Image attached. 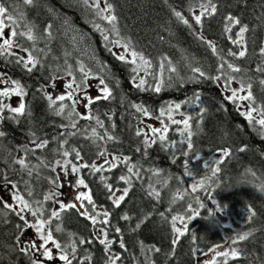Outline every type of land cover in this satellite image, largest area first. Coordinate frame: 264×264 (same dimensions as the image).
Listing matches in <instances>:
<instances>
[{
    "label": "trees",
    "instance_id": "obj_1",
    "mask_svg": "<svg viewBox=\"0 0 264 264\" xmlns=\"http://www.w3.org/2000/svg\"><path fill=\"white\" fill-rule=\"evenodd\" d=\"M3 2L10 9L13 4L17 5L18 10L24 13L26 20L36 26L35 30L38 36H42L46 26L52 24L54 38L50 41L43 38L37 41L36 47L43 48L48 52L46 57L43 53H35L44 60L46 67L41 71H34L31 75L26 74L19 66L11 67L14 64L7 63L1 58L3 72L27 86L28 95L25 97V101L32 110L31 124L25 118H21L20 124L7 120L10 123L5 127L7 139L0 142V145L4 146L3 154L7 153V155L2 157V160L7 158L10 161L11 157L8 156V151H13L28 142L27 132L30 128L41 138L52 141L49 144L50 149L58 147V142L53 141L52 138L58 136L62 131H66L59 125L65 124L67 121L50 113L47 101L41 96L38 89L47 84L51 69L58 64L63 65L65 52L69 53L68 63L75 66L77 61H81L86 66L92 65L93 69L98 71L91 59L95 56L97 61H102L107 66L110 76L115 77V80L109 78L107 82L114 89L116 99L110 103L101 102L93 106L98 108V114L106 125L109 124V121L104 113L109 111L115 113L113 117L117 125L115 134L120 137L121 143H109L108 149L111 152L131 156L133 162H139L143 166L141 180L134 179V187L121 207L111 206L109 208L107 204V209L112 212L111 223L122 229L126 244V250L120 249L118 243L113 245V252L122 256V260L118 264H206V261L212 256L211 249L217 245L222 251H227L230 247H238L245 253L240 259H230L229 264H264V193L256 187L264 185V139L258 135L259 126H256V130H254L253 126L239 114L243 110L237 109L235 105L224 100L223 97L228 93H225L222 87L212 81L185 82L182 86L176 83L172 88H168L160 94L139 92L130 82L129 69L110 54L105 48V43L99 32L93 30L92 21L102 22L97 20L77 0H35L31 6L25 5L23 0H3ZM113 2L116 5V14L119 17L122 35L131 37L138 50L143 51L154 61L161 56H167L177 67L179 74L185 78L193 74L189 65L201 67L203 70L215 74L218 63L216 57L196 39L186 26L179 24L170 11V6H177V10H182L183 14L190 19L191 15L187 8L189 3H195V0H168L167 4L164 0H113ZM215 2L218 4V14L205 21L204 35L226 51L232 45L223 34V17L233 14L240 17L243 23L249 25L250 32L246 34L249 55L241 60H233V62L249 70V75L254 78L253 94L258 102L264 101V91H261L259 84V79L264 76L254 71L256 64L260 61L259 48L264 45V26H262L264 17H261V13L264 12V0H215ZM49 8L54 11L50 13ZM65 20H68L70 24L65 25ZM79 34H83L85 37L83 42H79ZM74 35L78 38L76 43H73ZM21 42L25 47H31L30 42L26 40ZM53 57L56 59L54 60ZM228 59L232 60L233 58L229 57ZM168 75L169 73L166 71L165 77ZM91 85V93L95 95L96 88L93 84ZM233 86H237V84L233 83ZM194 91L202 94L201 100L208 111L201 124L203 131L193 137L194 149L192 152L187 157L177 153L175 164L172 163L171 151L165 152L160 149L159 145H155L149 150L150 155L147 158H144L142 153H136L135 148L138 146L139 140L134 133L136 127L140 126L137 118L139 114L129 107V101L144 104L156 110L160 105L167 104L169 101L182 102L191 97ZM122 96L127 97L123 103H121ZM221 104L224 105V108H221ZM245 104L247 102H244ZM79 111L83 112L84 109H79ZM181 111L194 114L197 109L182 106ZM175 118L182 119L183 117L176 115ZM197 123L196 120L192 121L194 131H198L195 127ZM78 126L88 128L90 135L91 127H89L88 121L81 120ZM97 130L103 131L99 128ZM169 138L179 139L178 133L170 130ZM60 139H64V137L61 136ZM69 144L80 148L86 160L91 161L96 158V147L80 133L75 137H69ZM241 147H244L246 151L239 152ZM224 148L231 150L232 157L221 166L220 176L225 179L251 168L255 173L254 176L258 178L255 184L232 192H223L222 189L216 188L215 181H213L211 186L206 182L205 188L192 191V185L197 180L204 178L205 175H210L205 169V164L211 165L218 158L220 150ZM37 155L47 156L49 160L53 158L50 151L49 155L47 152H37ZM197 155L200 157L199 160L196 159ZM185 160L188 161L189 168L193 172L192 177L184 175ZM35 163H38L36 159L33 164ZM151 167L162 169L161 175L153 176L151 172L147 171ZM15 168H19V166ZM2 169L12 179H20L19 175L10 170L7 163ZM124 171L126 170L121 166L111 172L114 176V183ZM40 172L41 178L32 182L38 196L49 187L43 177L52 175L47 169H41ZM105 175L111 176L108 173ZM24 178L27 179V176L25 175ZM85 179L89 182L97 204L108 200L106 195H101L102 185L96 177L86 175ZM165 180H167L166 186ZM150 183L160 191L159 201L148 196L146 190ZM117 186L124 187L122 183H118ZM7 187L4 186L3 189ZM21 189H23L22 184ZM178 190L186 194L182 199H177L173 203V197ZM105 193L107 194V192ZM210 197L214 198L221 206L222 212H216V206L211 202ZM197 199L206 205L205 209L198 207ZM189 205L199 212L198 216L189 211ZM46 207L50 210L51 203ZM249 207L257 213L251 221L247 220ZM5 211L7 210L5 209ZM210 212L215 215L209 217ZM124 213L132 217L131 221L120 219ZM161 213L167 219L162 218ZM62 215V227L65 229V233H54L61 243L68 240L67 232L76 233L84 238H92L88 224L86 228L84 219L75 211H69ZM145 215L148 216V219L138 231H133L136 222ZM172 215L184 216L186 221H188V217H192L188 221V234L179 238L178 245L172 244L174 238L170 226ZM206 217L209 218L206 219ZM7 221L4 222L3 219H0V264H30L29 257L19 251L20 244L18 245L16 242L17 229L15 225L20 221L14 214H9ZM53 223L55 224L57 221H53ZM249 230L255 231L248 240L237 245L231 244L229 237L235 236L238 232ZM192 234L197 237L195 243L191 240ZM110 239L118 241L119 234L114 231L110 232ZM141 241L146 246L144 251L140 247ZM147 246L158 247L161 251L159 253L147 252ZM173 249L174 255H169ZM85 250L91 252L92 264H105L103 246L98 242L80 246L77 252L78 259L85 255ZM217 259L223 261L224 258ZM85 262L88 261L85 260ZM46 264L56 263L48 262ZM73 264H77V261H74Z\"/></svg>",
    "mask_w": 264,
    "mask_h": 264
},
{
    "label": "snow or ice",
    "instance_id": "obj_2",
    "mask_svg": "<svg viewBox=\"0 0 264 264\" xmlns=\"http://www.w3.org/2000/svg\"><path fill=\"white\" fill-rule=\"evenodd\" d=\"M34 2L35 0H23V3L29 6L33 5ZM77 2L90 11L97 20L102 22L92 21L93 30L99 32L105 43V48L110 54L114 55L117 61L129 69L130 82L137 91L160 94L162 91L172 88L176 83L182 86L185 82L201 83L203 81H212L222 87L225 93H229L223 98L235 105L237 109L240 108L242 102H247L244 105L246 110L240 111L239 114L253 126L254 130H256V126H259L258 135L261 139H264V101L258 102L253 94L254 78L249 75V70L233 62V60H241L249 55L246 34L250 32V28L248 24L243 23L240 17L233 14H227L223 17V34L232 45L225 51L219 48L214 41L208 39L203 32L205 21L218 14V4L215 0H195V3H189L187 11L191 15L190 19L183 14L182 10H177V6H170V11L175 20L179 24L186 26L196 39L211 51L218 61L215 74L211 71H205L201 67L189 65L193 74L185 78L179 74L177 67L173 65L172 60L167 56H161L154 61L143 51L137 49L131 37L122 35L119 27V17L116 14V5L113 0H77ZM164 2L167 4L168 0H164ZM53 11V9L49 8L50 13ZM261 17H264V12L261 13ZM64 23L65 25L70 24L68 20H65ZM52 28L53 25L48 24L42 36H38L35 30L36 26L26 20L24 13L18 10L17 5L13 4L10 9L3 0H0V58L7 63L21 67L29 75L34 71L43 70L46 67L44 60L35 53H43L46 57L48 52L43 48L38 49L36 44L42 38L49 41L52 40L54 38ZM6 29L9 30L7 35L5 34ZM72 39L73 43H76L78 38L74 35ZM22 40L30 42L31 47H25L21 42ZM84 40L83 34H79V42ZM46 47L48 46L46 45ZM116 48L121 49V51L115 52L114 49ZM20 53L24 54L21 55ZM68 55L69 53L65 52L63 65L58 64L51 69L47 84L38 89L41 96L47 101V108L50 113L67 121V123L59 125L66 131H62L58 136L52 138L53 141L58 142V147L49 149L53 157L51 160L47 156L37 155V152L43 153L45 149H48L52 141L47 138H41L31 128L27 132L28 142L18 146L16 149L20 154L13 156L12 152L8 151V156L11 157V160L9 161L5 158L4 162L9 165L12 172L20 176V179L14 180L0 170V189L4 186H9L11 194V202L4 200L0 196V205H2L0 207V219L8 222L7 217L9 214H14L18 218L20 223L15 225L18 245L26 230L34 231L36 239L19 247V251L29 257L30 264H46V262L54 260H59L62 264H73L74 261H77V264H84L86 260L88 264H92L93 256L90 251L85 250V255L79 259L77 252L80 246L90 245L95 242L103 246L105 264H118L122 260V256L113 252V245L118 243L120 249L126 250L122 229L111 223L112 212L97 204L85 176L96 177L106 190L107 198L111 205L114 208H120L134 187V179L141 180V169L143 166L139 162H133L131 156L109 151V143H121L120 137L115 134L117 128L113 120L115 113L111 111L104 113L109 121V124L106 125L98 114V108L93 107L101 102L110 103L116 99L114 89L107 82L109 78L115 80V77L110 76L107 66L102 61H97L95 56L91 57V59L98 71H95L92 65L86 66L81 61H77L75 66L68 63ZM258 55L260 61L256 64L254 71L264 76V45L260 46ZM229 57L233 59L230 60L228 59ZM53 59L55 60L56 58L53 57ZM166 71L169 73L167 77H165ZM90 79L96 81L95 95L91 93L92 85L89 84ZM57 82H63V91H56ZM233 83L237 84L236 88L232 87ZM116 84L119 86L118 81H116ZM259 84L261 85V91H264V78L259 79ZM0 85H4L3 88H0V125L5 120L20 124L22 122L21 118L28 119L29 124H31L32 110L25 101V97L28 95L27 86L20 80L10 78L6 72H0ZM49 88L53 89V91H48ZM201 95L200 92L194 91L191 97L186 98L182 102L169 101L167 104L160 105L156 110L144 104L129 101V107L139 114L137 118L140 126L136 127L134 133L139 140V144L135 148V152L142 153V156L147 158L150 155L149 150L153 146L159 145L161 150L165 152L171 151L173 164L176 163L177 153L187 157L194 149L193 137L203 131L201 124L205 119V113L208 111L203 105ZM12 96L19 97V103L15 107L6 102ZM125 99L127 97L122 96L121 103ZM182 106L194 108L197 111L194 114L187 113L181 111ZM80 107L84 109L83 112L78 110ZM221 108H224L223 104H221ZM6 112L8 115H5ZM176 115L183 118L176 119ZM143 118H147L149 121H158L159 127L153 126L151 123H145ZM81 120L89 122V127H91L90 135L88 134V128L78 126ZM194 120L198 121L195 126L198 131L193 130L192 121ZM173 126L176 127L174 128ZM98 128L103 131H98ZM170 130L178 133L179 139H170ZM78 133L96 147L95 159L86 160L80 148L69 144V137H75ZM6 136L7 132L0 127V142ZM61 136L64 139H60ZM238 151L243 153L246 149L241 147ZM29 156L35 157L38 163L33 164ZM231 157V150L227 148L221 149L218 158L211 165L205 164V169L210 175H205L204 178L197 180L192 185V191H196L198 188H205L206 182L211 186L213 181H223L224 178L220 176L221 166ZM196 159L199 160L200 157L197 155ZM15 165H19V168H15ZM121 166L126 171L116 178V183L110 182L112 177L104 173H111ZM41 169H47L52 175L43 177L49 187L38 196L32 179L34 176L36 180L41 178ZM147 171L156 177H159L162 173V169L154 167L147 169ZM247 171L249 174L255 175L251 168L247 169ZM97 174L99 175L97 176ZM25 175L27 179L24 178ZM61 175L65 178L73 176L75 179L73 181H68L67 179L61 181ZM184 175L193 176L187 160L184 162ZM118 183H122L124 187H118ZM21 184L23 189H21ZM164 184L166 186L167 180L164 181ZM66 185L73 190L72 199L67 203L61 199L65 195L61 189ZM256 187L264 193V185ZM146 191L148 196L156 201L160 200V191L151 183ZM185 194L178 190L173 197V203L177 199H182ZM210 199L216 206V212H222L221 206L214 198L210 197ZM49 203L57 204L58 208L49 210L46 207ZM196 203L200 209H205L206 205L199 199L196 200ZM69 211H75L83 219L90 222L93 227L92 238H84L76 233L67 232L68 240L64 243L59 241V238L54 233H65V229L62 227V214ZM189 211L194 212L197 216L199 215V212L192 209L190 205ZM247 213L248 221H251L257 215L251 207L247 209ZM160 215L162 218L167 219L163 213ZM214 215L215 213L213 212L209 213V217ZM120 219L131 221L132 217L124 213ZM146 219H148V216H143L136 222L132 230L138 231ZM191 219L192 217H188V221ZM53 221H57V223L54 224ZM188 221L181 215L171 216L170 226L172 233H174L173 245H178L179 238L188 234ZM178 224L181 226H177ZM112 231L119 234L118 241L110 239V232ZM254 231L238 232L235 236L229 237V240L232 245H237L248 240L254 234ZM196 239V235L192 234L191 240L193 243L196 242ZM140 247L142 251L145 250L146 246L142 241L140 242ZM160 251L161 249L158 247L147 246V252L159 253ZM193 251L195 252V249ZM211 253L212 256L206 261V264H229L230 259H240L245 255L238 247H230L229 250L222 251L219 245L213 247ZM169 255H174V249ZM219 257H223V261L218 260L217 258Z\"/></svg>",
    "mask_w": 264,
    "mask_h": 264
},
{
    "label": "flooded vegetation",
    "instance_id": "obj_3",
    "mask_svg": "<svg viewBox=\"0 0 264 264\" xmlns=\"http://www.w3.org/2000/svg\"><path fill=\"white\" fill-rule=\"evenodd\" d=\"M8 31H5V34L7 35ZM21 55H23L24 53H20ZM1 63H2V59L0 58V72H3V66H1ZM16 65H12L11 67H15ZM7 103H9L8 101H6ZM5 115H8V113L6 112ZM7 125H10V123L5 120L3 122L2 125H0V127L3 128V130L5 131V127ZM7 137L3 138V140H6ZM17 148H15L12 152L13 156L15 155H19L20 153H18L16 151ZM49 149L50 147L48 146V149H45L44 152H47V155H49ZM3 150H4V146L3 145H0V170L4 167V165H6V163L2 160V157H4L5 155H7V153L3 154ZM29 159L31 160L32 163L35 162V157L33 156H29ZM8 165V164H7ZM9 166V165H8ZM19 165H15L14 167H18ZM3 170V169H2ZM107 173V172H106ZM105 174V173H104ZM108 174H111V177H112V181L110 182H113V179H114V176L112 175V173H108ZM35 180V177H33L32 179V182H34ZM114 183V182H113ZM67 188L69 189H72L70 186H67ZM69 192V191H68ZM105 189L103 188V186H101V194L102 195H106L108 196V194L105 193ZM71 195V194H70ZM0 196L3 197L4 200H7L9 202H11V194H10V190H9V186L6 188V189H0ZM107 204L109 206V208L112 206L111 205V202L109 200H105L104 202H101L98 204L100 206H102L103 208H106L107 209ZM50 210H51V207H50ZM85 224H86V228H87V224H88V229L91 231V234L93 232V227L91 226L90 222L85 220L83 221ZM36 237L30 232V229L26 230L25 231V234L21 237V241H20V246L21 245H25L27 244L29 241H33L35 240Z\"/></svg>",
    "mask_w": 264,
    "mask_h": 264
},
{
    "label": "rangeland",
    "instance_id": "obj_4",
    "mask_svg": "<svg viewBox=\"0 0 264 264\" xmlns=\"http://www.w3.org/2000/svg\"><path fill=\"white\" fill-rule=\"evenodd\" d=\"M5 31H9L8 29H6ZM116 52H120L121 51V49H119V48H116V49H114ZM89 84H93L94 86L96 85V81L95 80H89ZM63 84H62V82H57V89H56V91L57 92H59L60 90H62L63 91V86H62ZM4 87V85H0V88H3ZM232 87L233 88H236L237 86H233L232 85ZM48 91H53V89H51V88H49V90ZM229 94V93H228ZM6 101H8L9 102V104H11L13 107H15V106H17L18 105V103H19V97H16V96H12L10 99H8V100H6ZM79 109H83L82 107H80ZM78 109V110H79ZM240 109L241 110H243L244 111V102H242L241 103V105H240ZM144 120H145V123H151V124H153V126H157V127H159V123L157 122V121H155V120H151V121H149L147 118H143ZM60 179H61V181H65L66 179L68 180V181H73L74 179H75V177H73V176H69V177H67V178H65L63 175H61V177H60ZM81 190H83V189H81ZM61 191L62 192H64L65 193V195L63 196V197H61V199L62 200H64V202H69L71 199H72V193H73V190L72 189H69V188H67V185L63 188V189H61ZM69 191V192H68ZM71 194V195H70ZM102 195V194H101ZM103 196V195H102ZM52 208H58V205L57 204H52L51 203V209ZM177 226H181V225H177ZM30 232L34 235V231L33 230H30ZM35 236V235H34ZM49 247H51V245H49ZM58 255V254H57ZM56 263V264H61V261H59V260H54V261H52V262H50V263ZM46 263H48V262H46ZM88 263V262H87ZM86 262H84V264H87Z\"/></svg>",
    "mask_w": 264,
    "mask_h": 264
},
{
    "label": "clouds",
    "instance_id": "obj_5",
    "mask_svg": "<svg viewBox=\"0 0 264 264\" xmlns=\"http://www.w3.org/2000/svg\"><path fill=\"white\" fill-rule=\"evenodd\" d=\"M257 179H258L257 177L249 174L247 169H245L238 172L235 175L226 177L223 181H215V186L218 189H222L223 192H232L242 187L253 186Z\"/></svg>",
    "mask_w": 264,
    "mask_h": 264
}]
</instances>
